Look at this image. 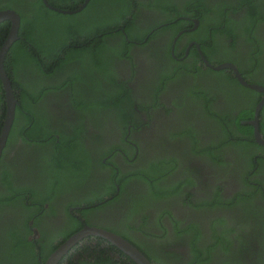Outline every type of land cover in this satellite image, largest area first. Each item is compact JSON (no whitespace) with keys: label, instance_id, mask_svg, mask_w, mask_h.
<instances>
[{"label":"flooded vegetation","instance_id":"obj_1","mask_svg":"<svg viewBox=\"0 0 264 264\" xmlns=\"http://www.w3.org/2000/svg\"><path fill=\"white\" fill-rule=\"evenodd\" d=\"M124 1L125 16H118L122 7L106 14L110 20L120 18L119 23L99 37L105 50L127 39V53L106 61L115 83L85 67L84 57L57 69L56 60L47 58L48 69L29 71L27 81L18 78L40 97L31 112L45 120L44 128L52 131L56 141L62 138L73 144L61 153L50 136L39 142L19 139L10 146L5 142L0 168L8 163L12 183L26 185L47 204L36 201L25 212L20 204L0 203V264H30L34 251L37 263H44L78 223L81 226L75 232L95 226L129 238L154 264H264V229L257 226L264 224V144L256 141L251 125L250 146L233 135L225 139L220 124L209 115L236 118L251 98L259 99L255 107L264 98V92L241 84L231 67L218 68L232 64L243 78L247 76L244 80L264 87V0ZM128 34L142 39H129ZM97 43L96 39L82 44L95 47ZM251 56L253 60H248ZM74 73L83 79L69 82ZM94 78L119 94L116 100L128 112L125 127L114 119L120 108L92 110L73 105L74 99L90 102V98L105 95L90 87ZM232 78L249 92L236 89ZM263 106L258 125L264 139ZM16 117L21 126L23 116L14 111L12 123ZM189 127L193 134H184ZM229 127L237 132L234 121ZM106 148L115 153L110 160L112 152L103 156ZM82 154L91 163L82 184L64 187L61 183L45 194L42 174L46 159L80 158ZM209 156H219L223 163ZM244 156H252L254 161L248 176L251 186L242 180ZM150 161L162 163L159 169L165 170L156 184L163 195L156 200L145 196L141 179L123 178L129 170L146 168ZM2 188L0 180V195L5 191ZM168 190L172 193H166ZM89 200L94 202L83 205ZM39 204L43 208L33 214ZM89 236L95 238L92 243L99 238L102 244L113 245L88 235L57 264L79 263L76 247L87 244ZM4 250L9 259L1 252Z\"/></svg>","mask_w":264,"mask_h":264},{"label":"trees","instance_id":"obj_2","mask_svg":"<svg viewBox=\"0 0 264 264\" xmlns=\"http://www.w3.org/2000/svg\"><path fill=\"white\" fill-rule=\"evenodd\" d=\"M48 1L50 4L61 9L73 10L74 8H77L78 4L83 0ZM112 4L113 6L111 8ZM121 7L123 10L118 15L120 18L124 17L127 13V6H125L124 0H90L82 10L72 14L51 10L44 5L42 0H32L31 3L30 1L26 2L23 0H0V9H14L20 15L18 39L13 42L8 50V53L4 59V67L12 81L15 91V98L17 100L15 114L20 113L23 118H21V126L19 123H17V117L13 121L7 135L6 141L8 146H10L15 140L19 139H21V141L27 142H39L46 141L48 136H50V139L54 143V146L58 152H66V149H70L72 147L71 145L73 144V141L67 143V140L65 141L62 138H60L59 141H56L55 137L52 135V131H48V129L44 128L45 120L31 112L34 109V103L40 97L38 98V96L36 97L34 93H31L27 86L26 88L23 84H21L19 79L22 78L27 81V74L29 71H33V69H37L38 72L48 69L49 66L45 60L47 58L56 60V65L54 68L57 69L58 67L61 68L64 63H68L69 60H75L77 58L84 57L83 63L85 67L90 69L94 68L96 70V74L98 73L97 75L99 77L106 80L110 79L115 83L116 79L115 75L113 74V70H108L106 61L111 60L116 56L122 57L124 52L127 53V39L122 38V41L118 42L116 46L114 45L113 47H108L105 50L106 44H104L105 42H101L99 37L101 35H106L107 29L115 28L118 25L117 23H119L118 20L120 18L118 20H110L106 14L110 13L112 10H120ZM9 28V21L4 20L0 22V47L8 35ZM128 38L137 40L142 39L141 35L133 36L131 34H128ZM96 39L98 43L95 47L90 44H82L88 40L96 41ZM101 54H103L102 57ZM253 56L255 57V55ZM253 56L249 57L248 60H253ZM241 71L243 70L241 69ZM246 77L247 76L245 75L244 78ZM82 79L83 77L74 73L72 76H70L68 81L76 82ZM230 81L234 87L236 86V89L249 92V89L240 85L235 78H232ZM248 82L252 83L250 80ZM19 84H21V88H19ZM90 87H92L95 91L100 90V80L94 78ZM41 93H43L42 90L36 94L41 95ZM251 94L255 95L256 93L251 92ZM118 96L119 94L117 95L115 93H108L101 97L90 98V102H83L84 100L77 101L74 99L73 105L76 107L90 108L92 110H100L105 108L111 109L114 107L118 110L122 105L120 100H116ZM258 100L259 99L254 100L251 98L246 104H244L242 111L238 113L236 118H229L232 116V114H218V116H216L213 115L214 113L209 112V115L213 118H216L217 122L220 124V127L223 129L222 131L224 132L225 139H228L229 135H233L236 140L248 147L252 142V127L249 124H243L242 121L252 118L254 107ZM262 111H264V106ZM117 114L119 116L114 117V119L117 118V120L123 122L125 127L127 125L126 116L128 115V112H125L124 108H120L117 111ZM4 117L5 96L0 80V133ZM232 121L235 122L237 132L229 127ZM226 123L227 127H225ZM190 133H192V129L189 127L188 130L184 132V134L189 135ZM225 141L227 142L228 140ZM112 150L113 149L111 148L104 149L102 152L103 156L111 153ZM84 152L86 153V151ZM103 156H101V158ZM209 157L216 162L223 163L222 160H218L219 156ZM101 158H99L100 162ZM110 159L111 158L108 157V160ZM244 161V167L246 168L243 173L242 180L244 184L251 186L253 184L249 183V180H252V178L250 179L248 176L250 173L249 170L254 168V161L252 156H244ZM1 163L2 162L0 160V164ZM89 164L91 163H88L86 154H82V157L80 158L74 156H52V158L46 159L44 165L45 176L42 174L43 187L46 188L45 194H51L54 192L57 186L61 183L64 185V187H75L78 186V184L81 185L83 180L88 176V174H90V169L88 168ZM160 164L162 163L157 164V162L155 163L150 161L146 168L134 169L132 171L129 170L128 175H123L125 176L123 178L125 180L130 178L141 179L143 182H145V196L148 199L156 200L162 194L159 192V189L156 186L157 180L165 174V170L159 169ZM6 166L7 167L4 169L0 168V180L3 187L2 189H5L3 195H0V203L13 202L20 204L21 208L26 212L28 205L30 206L36 201H41L42 203L46 202V200L42 197H34V195H37V193H34L30 188L25 187L26 185L15 186V184L12 183L11 166L8 163H6ZM86 167L88 169H85ZM65 171H68V176L66 177L64 176ZM256 181L261 184L259 180ZM259 184H256V186ZM166 193L170 194L172 191L168 190ZM229 201H231V203L234 202L233 199ZM91 202L94 201L89 200L88 202H84L83 205H89ZM46 204L47 203H45V207ZM225 205H227V203H225ZM36 208L37 209L33 211V214L42 209L43 206L39 204V207L37 206ZM67 210L68 209L65 211L67 212ZM25 225H27V220L25 221ZM80 226L81 224L78 223L72 231L64 234L65 238H68ZM257 226L260 229H264V224H257ZM230 230H233V228ZM85 239L87 244H82L81 246L79 245L76 247V250L80 255L78 259L79 263L77 264H133V260H131L116 246L111 244H102V241L99 238L96 242L92 243V241L95 240L93 236H89ZM133 244L141 249V246L138 243L133 242ZM214 246L215 243H212L210 248L213 249ZM10 249L11 248H9V250ZM6 250L1 252L5 253ZM142 251L150 260H152L145 250L142 249ZM111 252L113 253L112 255ZM8 253L9 252L4 254L5 257H7ZM116 253L120 254L118 258H116ZM33 255L34 258L32 259V262L30 261V264H38L35 258V251L33 252ZM7 258L9 259L10 257ZM45 258H47V255H44L43 259ZM88 260H91V262L87 263Z\"/></svg>","mask_w":264,"mask_h":264},{"label":"water","instance_id":"obj_3","mask_svg":"<svg viewBox=\"0 0 264 264\" xmlns=\"http://www.w3.org/2000/svg\"><path fill=\"white\" fill-rule=\"evenodd\" d=\"M89 0H83L80 5L77 6V8L73 10H66L57 8L53 5H51L47 0H43L44 4L55 11L62 12V13H73L76 11L81 10ZM7 20L10 22V28L8 31V35L6 39L4 40L3 44L0 47V80L2 83V87L4 90V96H5V117L3 120V125L0 133V155L2 153L3 146L6 142L7 135L9 133L11 123L14 117V111L16 106V98L14 94V90L12 87L11 79L5 70L4 67V59L6 54L8 53V50L10 46L13 44L15 40L18 39V29L20 25V15L14 10V9H0V22ZM227 66L231 67L235 71V76L237 77L238 81L252 89H255L257 91L264 92V87L249 83L242 75L239 73L237 68L233 66L232 64H225L221 65L220 67ZM264 104V98L257 104L254 110V117L251 120L242 121V123H248L253 127V134L257 142L264 144V139L260 135L259 132V125H258V114L259 111ZM88 235H94L101 237L105 239L106 241L112 243L116 247H118L122 252H124L126 255H128L136 264H154L146 255H144L141 250H139L135 245H133L130 241L123 238L122 236L95 226H84L71 236L67 240H65L62 244H60L46 259V261L42 264H57L58 260L62 257L64 253H66L74 244H76L78 241L83 239L84 237Z\"/></svg>","mask_w":264,"mask_h":264},{"label":"rangeland","instance_id":"obj_4","mask_svg":"<svg viewBox=\"0 0 264 264\" xmlns=\"http://www.w3.org/2000/svg\"><path fill=\"white\" fill-rule=\"evenodd\" d=\"M97 92L103 93V94H108V93H111L112 91L111 90H107L106 87L101 86L100 90H98ZM99 95L100 96H103L102 94H99ZM114 155H115V153L112 152L111 155H110L111 156V159L113 158Z\"/></svg>","mask_w":264,"mask_h":264}]
</instances>
